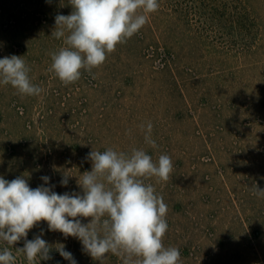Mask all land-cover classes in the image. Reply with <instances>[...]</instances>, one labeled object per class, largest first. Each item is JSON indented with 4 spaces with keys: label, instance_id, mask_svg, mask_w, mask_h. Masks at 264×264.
Listing matches in <instances>:
<instances>
[{
    "label": "rangeland",
    "instance_id": "374dc122",
    "mask_svg": "<svg viewBox=\"0 0 264 264\" xmlns=\"http://www.w3.org/2000/svg\"><path fill=\"white\" fill-rule=\"evenodd\" d=\"M158 2L137 34L65 86L48 68L67 0H0V58L23 56L44 89L21 96L0 85V176H25L32 188L48 176L59 194L81 192L92 149L168 154L171 178L148 181L168 206L165 247L178 248L182 264H264V198L253 195L254 185L264 189V0ZM148 121L156 149L139 128ZM42 231L77 264H99L44 221L27 239ZM50 255L40 264H69L54 248ZM16 264L27 261L18 255ZM102 264L121 260L108 253Z\"/></svg>",
    "mask_w": 264,
    "mask_h": 264
},
{
    "label": "clouds",
    "instance_id": "9594fccd",
    "mask_svg": "<svg viewBox=\"0 0 264 264\" xmlns=\"http://www.w3.org/2000/svg\"><path fill=\"white\" fill-rule=\"evenodd\" d=\"M72 11L55 16L51 36L62 40V46L49 53L48 68L65 86L77 82L83 72L92 73L107 55L124 44L147 23L156 12L158 0H67ZM61 6H64L63 3ZM31 69L23 56L0 58V85H10L21 96H40L44 89L34 84ZM144 143L156 149L151 121L139 125ZM130 133V130H129ZM86 159L91 170L77 177L81 192L53 191L50 177L32 188L25 176L7 180L0 176V264H16L17 256L27 264H40L51 259L55 251L77 264L62 243L49 244L43 231L33 239L28 232L41 221L51 232H60L65 239L80 241L82 249L102 264L108 253L120 258L121 264H182L176 247H165L163 237L168 230V206L157 192L156 183L171 178L174 164L168 154L153 160L144 148L118 151L91 150ZM71 175L64 174L60 184L67 186ZM253 195L264 198V189L254 185ZM81 218H90L82 223ZM24 240L22 248L13 246ZM12 249H15V254Z\"/></svg>",
    "mask_w": 264,
    "mask_h": 264
}]
</instances>
